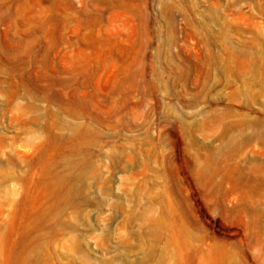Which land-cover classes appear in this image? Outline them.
Here are the masks:
<instances>
[{
    "label": "rangeland",
    "instance_id": "obj_1",
    "mask_svg": "<svg viewBox=\"0 0 264 264\" xmlns=\"http://www.w3.org/2000/svg\"><path fill=\"white\" fill-rule=\"evenodd\" d=\"M0 264H264V0H0Z\"/></svg>",
    "mask_w": 264,
    "mask_h": 264
}]
</instances>
